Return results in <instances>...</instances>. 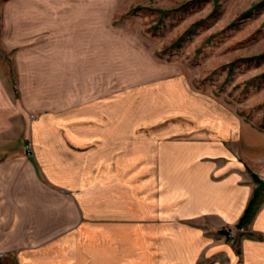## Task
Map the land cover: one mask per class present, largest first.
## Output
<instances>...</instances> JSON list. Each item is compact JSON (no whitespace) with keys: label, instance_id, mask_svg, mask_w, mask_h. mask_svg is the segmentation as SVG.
I'll use <instances>...</instances> for the list:
<instances>
[{"label":"crops","instance_id":"0c3cea01","mask_svg":"<svg viewBox=\"0 0 264 264\" xmlns=\"http://www.w3.org/2000/svg\"><path fill=\"white\" fill-rule=\"evenodd\" d=\"M109 9L110 2L105 0H6L2 4L0 253L4 255L3 264H78L79 259H88L81 256L89 253L83 247L71 251L62 247L79 238L82 230L90 231L80 221L79 153H70L77 151L68 143L80 138L82 135L77 131L82 129L78 127L85 126L88 128L83 135L87 144L101 133L103 140L117 139L122 146L130 136L126 126L135 124L128 121L133 108L127 101V84L123 81L112 85L110 17L105 15ZM9 63L18 67V83L23 94L20 102H15ZM25 94H38L41 99L43 95L53 94L54 99L53 103L47 102L45 96L43 102L40 98L38 102H27ZM31 106L42 110L36 126H55V136L61 141L60 151L65 153H28L26 149L24 153L21 148L13 149L17 131L21 134L25 129L26 135L32 136L31 122L23 116V111ZM47 109L54 113L47 114ZM100 126L106 129H95ZM165 148L156 156L165 198L162 213L189 223H183L179 232L181 237L191 239L193 254L205 259L211 257L209 263L201 264H264V202L245 224V232H237V246L216 238L218 229L236 228L251 197L255 183L246 166L264 179V172L254 168V158L249 153H234L222 141L211 144L191 140L181 149ZM39 172L43 173L42 177ZM120 209L126 211L124 207ZM120 217L119 221H107L102 228L97 227V231L103 237H125L128 219L125 215ZM157 218L158 215L153 222L152 216L150 221L151 230L156 231L152 237L156 238L159 237ZM192 221L205 226L197 228L191 225ZM132 222L137 228L136 237L147 239L142 234V224L137 227V220ZM166 236L174 239L176 232H168ZM198 241L201 246H197ZM146 242L130 252L133 260L141 261L144 256L158 261L157 250ZM98 260L92 257L88 261Z\"/></svg>","mask_w":264,"mask_h":264},{"label":"rangeland","instance_id":"374dc122","mask_svg":"<svg viewBox=\"0 0 264 264\" xmlns=\"http://www.w3.org/2000/svg\"><path fill=\"white\" fill-rule=\"evenodd\" d=\"M5 1L0 0V29ZM105 1L110 2L105 15L110 17L112 85L127 84V101L133 108L128 121L135 124L126 126L130 136L122 146L117 139L103 140L101 133L87 144L85 126L78 127L82 130L77 134L82 136L68 143L77 151L70 153H79L80 221L90 231L82 230L79 238L62 247L68 251L83 247L89 252L81 255L88 259H79L78 264L209 263L211 257L193 254L191 239L181 237L183 223H189L162 213L165 198L156 156L165 147L181 149L191 140L211 144L222 141L234 153H249L254 168L264 172V55L259 56L264 54V0H201L188 5H181L187 0ZM176 6L179 10L165 15L158 11ZM194 22L199 24L185 32ZM105 34L108 37L107 31ZM181 35V43L173 45ZM9 64L15 102H20L23 94L18 67ZM24 96L27 102L41 99L38 94ZM53 99L51 94L41 100L53 103ZM40 111L33 106L23 111L24 119L31 122L33 137L26 135L25 129L21 134L17 131L13 149L65 153L60 151L61 141L53 124L36 126ZM246 168L253 172L248 165ZM39 174L42 177L43 173ZM120 215L128 219L125 237H103L97 231L107 221H119ZM157 215L158 238L152 237L156 231L150 224L151 217L155 222ZM135 219L137 227L142 224L147 239L136 237ZM190 223L197 228L205 226L199 221ZM235 226L218 229L216 238L237 246V232H245V225ZM171 231L176 232L174 239L166 236ZM145 240L157 250V263L144 256L141 261L133 260L130 252L137 251ZM199 242L197 246H201ZM3 257L0 253V264ZM92 257L99 260L88 261Z\"/></svg>","mask_w":264,"mask_h":264},{"label":"trees","instance_id":"16d2710c","mask_svg":"<svg viewBox=\"0 0 264 264\" xmlns=\"http://www.w3.org/2000/svg\"><path fill=\"white\" fill-rule=\"evenodd\" d=\"M201 0H187L181 3V5H188L194 2H198ZM213 2H216L217 0H212ZM180 5V6H181ZM180 6H176V7H172L170 9H158V11L160 12V14H167L170 13L172 11H177L179 10ZM199 24V22H194L192 23L186 30L185 32H191V28L197 26ZM183 38V35H181L174 43L173 45L178 46L181 43V39ZM264 55L263 53L260 54L259 56ZM252 180L255 183V187L253 189L252 195L242 213V215L240 216L238 222H237V226H244L245 224L248 223V221L250 220V218L254 215L257 207L259 206L260 202H261V196L264 192V180L261 179L255 172H250ZM221 232H224L223 230Z\"/></svg>","mask_w":264,"mask_h":264},{"label":"built area","instance_id":"2783aa9c","mask_svg":"<svg viewBox=\"0 0 264 264\" xmlns=\"http://www.w3.org/2000/svg\"><path fill=\"white\" fill-rule=\"evenodd\" d=\"M239 230H240V231H243V228L241 227V228H239Z\"/></svg>","mask_w":264,"mask_h":264}]
</instances>
